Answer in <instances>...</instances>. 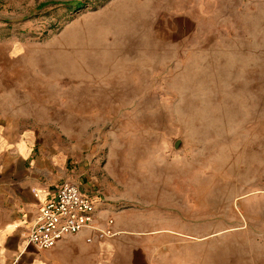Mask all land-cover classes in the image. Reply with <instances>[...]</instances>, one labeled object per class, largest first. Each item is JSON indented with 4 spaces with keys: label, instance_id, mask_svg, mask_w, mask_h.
Segmentation results:
<instances>
[{
    "label": "rangeland",
    "instance_id": "374dc122",
    "mask_svg": "<svg viewBox=\"0 0 264 264\" xmlns=\"http://www.w3.org/2000/svg\"><path fill=\"white\" fill-rule=\"evenodd\" d=\"M2 67L113 218L102 264H264V0H0Z\"/></svg>",
    "mask_w": 264,
    "mask_h": 264
},
{
    "label": "crops",
    "instance_id": "0c3cea01",
    "mask_svg": "<svg viewBox=\"0 0 264 264\" xmlns=\"http://www.w3.org/2000/svg\"><path fill=\"white\" fill-rule=\"evenodd\" d=\"M3 84L0 80V264H102L107 237L92 229L68 235L49 250L28 243L38 206L62 181L72 180L92 195L95 184L89 175L71 174L59 149L42 144L33 132L39 130L13 114ZM104 214L99 216L105 219Z\"/></svg>",
    "mask_w": 264,
    "mask_h": 264
},
{
    "label": "built area",
    "instance_id": "2783aa9c",
    "mask_svg": "<svg viewBox=\"0 0 264 264\" xmlns=\"http://www.w3.org/2000/svg\"><path fill=\"white\" fill-rule=\"evenodd\" d=\"M100 205L95 196L83 192L77 183L62 181L52 197L38 206L28 243L40 250H49L66 236L85 229L105 237L116 235L113 218L100 219Z\"/></svg>",
    "mask_w": 264,
    "mask_h": 264
},
{
    "label": "trees",
    "instance_id": "16d2710c",
    "mask_svg": "<svg viewBox=\"0 0 264 264\" xmlns=\"http://www.w3.org/2000/svg\"><path fill=\"white\" fill-rule=\"evenodd\" d=\"M46 4H48V3L40 5V7L41 6L44 7V6H46ZM49 4H52V3H49ZM55 4L62 5L63 7H65L68 10L79 9L84 5L81 1L56 2Z\"/></svg>",
    "mask_w": 264,
    "mask_h": 264
},
{
    "label": "water",
    "instance_id": "95a60500",
    "mask_svg": "<svg viewBox=\"0 0 264 264\" xmlns=\"http://www.w3.org/2000/svg\"><path fill=\"white\" fill-rule=\"evenodd\" d=\"M179 146H180V143H179V141H178V142L175 143V147H176V148H179Z\"/></svg>",
    "mask_w": 264,
    "mask_h": 264
},
{
    "label": "bare ground",
    "instance_id": "6f19581e",
    "mask_svg": "<svg viewBox=\"0 0 264 264\" xmlns=\"http://www.w3.org/2000/svg\"><path fill=\"white\" fill-rule=\"evenodd\" d=\"M167 17V16H166ZM167 27V26H166Z\"/></svg>",
    "mask_w": 264,
    "mask_h": 264
}]
</instances>
